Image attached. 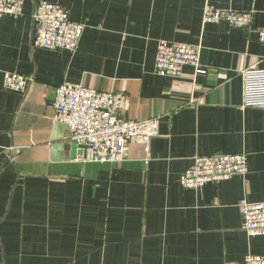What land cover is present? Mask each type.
I'll list each match as a JSON object with an SVG mask.
<instances>
[{"label":"crops","instance_id":"1","mask_svg":"<svg viewBox=\"0 0 264 264\" xmlns=\"http://www.w3.org/2000/svg\"><path fill=\"white\" fill-rule=\"evenodd\" d=\"M25 0L0 27V264H223L264 255L238 203L264 201V108H243L241 71L264 68L256 32L205 23L207 0H46L85 24L75 53L34 47ZM254 10L264 0H211ZM202 46L205 73H155L160 40ZM5 71L32 76L25 92L4 87ZM68 81L112 91L125 119L160 118L149 150L131 144L121 163L78 162L70 128L52 123L56 88ZM195 100V101H194ZM248 156L245 179L186 188L195 154Z\"/></svg>","mask_w":264,"mask_h":264},{"label":"built area","instance_id":"2","mask_svg":"<svg viewBox=\"0 0 264 264\" xmlns=\"http://www.w3.org/2000/svg\"><path fill=\"white\" fill-rule=\"evenodd\" d=\"M207 0L203 22H226L235 28L256 32L264 43V26L253 28L254 10H237L218 7ZM230 1V0H228ZM25 0H0V27L4 16L22 15ZM32 18L37 25L34 47L49 50H68L75 53L85 30V24L73 21L64 6L41 0L35 4ZM202 46L179 41L160 40L157 46L155 73L180 77L186 65L195 67L196 74L205 73L201 67ZM243 77V108H264V68L257 62L241 71ZM32 76L5 71L4 87L25 92ZM122 96L112 91H100L82 84L65 81L56 88L52 102V123L67 125L71 140L78 146L75 161L95 163H121L131 144L150 149L152 139L160 135V118L125 119L121 107L126 105ZM195 101V100H194ZM249 172L248 156L236 154H195L193 164L181 176L186 188L200 189L210 182L233 177L245 179ZM243 215V228L248 236L264 235V201L242 199L238 203ZM223 264H264V255L247 254L243 261H226Z\"/></svg>","mask_w":264,"mask_h":264}]
</instances>
